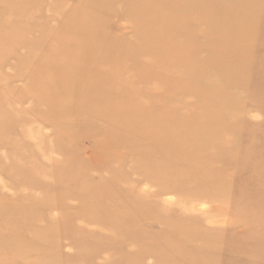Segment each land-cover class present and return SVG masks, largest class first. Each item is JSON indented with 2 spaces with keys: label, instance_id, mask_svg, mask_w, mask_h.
Listing matches in <instances>:
<instances>
[{
  "label": "rangeland",
  "instance_id": "rangeland-1",
  "mask_svg": "<svg viewBox=\"0 0 264 264\" xmlns=\"http://www.w3.org/2000/svg\"><path fill=\"white\" fill-rule=\"evenodd\" d=\"M229 1L228 4L227 1L217 4L218 17L227 14L232 16L228 20L233 22L238 17L240 21L234 25L240 34L245 33V38L235 39L233 30L221 31L200 16L191 19L199 14L190 12L184 2L176 5L177 14L164 13L168 15L166 18L175 20L178 16H188L180 18L177 37L179 42L186 40L189 47L184 60L166 67L163 72L182 77L184 74L175 70L194 63L202 73L197 80L202 79L194 81L188 77L181 85L185 88L169 89V104L163 102L155 85L142 87L139 83L136 86L139 96L148 103H141V109L137 110L123 109L126 125L120 134L125 142L124 149L132 146V152L125 155L128 163L137 154H146L145 149L152 148L155 140L149 137L142 143L132 131L148 134L158 130V121L168 120L170 124L167 123L158 134L163 142L170 140L165 133L173 138L176 131H189L197 126L183 123L204 120L202 126L206 128L215 124L220 133L216 136L204 134L200 140L219 143L206 151L209 156H217V160L205 165L204 173L219 172L216 182L223 188V194L212 203L205 198L199 199L191 208L192 205H184L168 193L164 198L172 200V205L166 209L174 211L184 205L194 215L193 219L201 221V218L213 217L211 223L217 221L220 225H204L203 222L201 225L207 231H217L236 239L232 248L223 246L227 242L226 236L219 239V250L213 252L215 262L264 264V0ZM125 6L124 0H0V115L5 114V124L0 126V264H123L118 247H122L124 253L129 252L125 254L135 256V248L125 247L120 235L109 229L112 226L104 228L97 222L72 219L84 207L80 200L69 197L66 192L60 195L71 187L69 182H59L60 174L69 168L79 170V166H86L80 171L86 178L81 176L76 179L77 183L84 185L90 179L98 187L111 182L118 184L119 173L110 176L108 171H118L121 165L116 162L108 165V159L123 151L104 152L96 143L105 138L97 132L100 123L72 117L67 124L62 113H57L52 106L54 102L35 107L32 101L34 95L59 84L54 75L45 81L39 75L52 71L63 57L75 56L76 50L71 52L68 48L77 46L89 59V68L94 72L114 69L104 60L108 56L105 52L108 39L114 41L111 49L122 42V48L138 51V56H142L138 61L143 55L153 53L145 29L141 27L140 35L136 37L135 26L142 24L139 16L143 12L136 14ZM166 18L155 17L161 33L169 32ZM4 36L28 46L24 43L15 49L9 48L2 42ZM66 42L69 43L64 44ZM60 46L61 56L49 52ZM65 50L70 52L64 54ZM172 54L178 56V49L173 48ZM135 64L127 60L118 71L123 72L126 67L125 72L112 79L110 84L131 83V68ZM154 68L160 71L158 65ZM210 80L214 81L209 83ZM133 95L130 96L132 101L138 99L136 94ZM61 104L69 110L77 109L78 105L70 98ZM127 118L132 122H127ZM60 129H67V133L77 131L76 135L84 132L87 136L75 140L72 132L71 138L60 141L63 138L58 140L56 137ZM195 137L198 136L187 140ZM171 142L177 147H192L181 138ZM177 158L175 156L174 160ZM196 162L190 158L185 163ZM91 163L101 167L100 173L89 167L90 170L86 169ZM121 170L128 177L135 176L128 173L127 167ZM140 170L144 172L147 167ZM140 188L148 192L154 190L150 183L140 184ZM46 205L52 206L44 207ZM198 208H202L199 209L202 212ZM219 209L222 212L218 215ZM14 214L24 217L16 219ZM125 214H134V211L127 209ZM154 217L159 218L156 213ZM62 219L71 220L70 224L62 223ZM143 229L155 234L166 228L144 225ZM50 234L54 235L49 239L50 243L42 242V238ZM151 242L161 243L154 239L142 240V248ZM150 259H144V264H160Z\"/></svg>",
  "mask_w": 264,
  "mask_h": 264
},
{
  "label": "bare ground",
  "instance_id": "bare-ground-1",
  "mask_svg": "<svg viewBox=\"0 0 264 264\" xmlns=\"http://www.w3.org/2000/svg\"><path fill=\"white\" fill-rule=\"evenodd\" d=\"M220 1H227L225 2L226 4L230 2L229 0H124L125 7L129 10L136 12V14L138 11L143 12L142 16H139L142 24L137 23L135 32L136 37H139L142 28L146 30L147 40L153 45V53L151 55H143L142 60L138 61L142 57L138 56V51H132L131 48H122L120 46L122 42H119L114 49H111L110 45L114 41L108 39L106 43L108 42L109 44L105 49L108 56L103 57L105 61L113 65L114 69L107 71H104V69L96 72L91 71L89 68V59L85 58L79 48L75 46L73 49L68 48L71 52L72 50H76L75 56L69 58L63 57L52 71H45L39 75V78L41 77L43 81L47 80L50 75H54V78H56L59 84L47 91H41L42 93L34 95L32 98L34 106L39 107L43 104L49 105V102H54L55 105L52 106L56 108L57 113H62L61 115L65 118L67 124L70 123L72 117L85 118L100 123L97 132L103 134L105 138L96 143L104 149V152L112 149L114 151L115 149L123 151V153H115L112 155L108 159V165L116 162L119 166L121 165V169L124 167L126 169L127 167L128 173H131V175L132 173L135 174L134 177H128L121 169L118 171L109 169L110 176L115 172L119 173V182L118 184L117 182H111L101 187L94 186L90 179H87L84 185L77 183L76 179L81 178V176L86 178L85 174H81L80 172L86 166H79V170L69 168V170H66L67 172L59 176V182H69L71 185L70 189L60 193V195L66 192L65 194L69 197L80 200V205L84 207L72 219H80L85 221V223L97 222L104 228L112 226L109 229L112 233L114 232L120 235V241L125 247L135 248L133 250L136 251L135 256H130L125 254L129 252L124 253L122 247L119 245L121 248L118 247V250L120 256L123 258V264H144L143 261L146 258H151L150 261L159 262L160 264H219L215 262L213 256V252L219 250L217 247L218 243H220L219 239H223L226 236L224 238L227 239V242L223 246L227 248H232L235 245L234 241L236 239H232L230 235H222L217 231H207L201 225L202 222L204 225H220V222L216 223L217 221H215L214 224L211 223L214 221L213 217L201 218V221L193 219L192 217L194 215L184 206L192 205L202 198L212 203L223 194V188L216 182L219 178V172L216 171L212 175L204 173V166L210 164L215 159L217 160V156H209L206 151L210 150L209 148L218 146L217 144L219 143L215 144L210 140H200V137L204 134L216 136L220 133L219 128L215 124L211 128H206L202 126L204 120L189 124L183 123V125L195 126L197 124V126L189 131H182L180 129L181 131H176V135L173 138L165 133V136L170 140H164L163 142L160 140L158 134L160 129L164 130L166 128L167 123L170 124L168 120L162 119L158 121V130L148 134L141 133V131L137 130L132 131L133 134H137L142 143L147 141L149 137H153L155 140L152 141V148L145 149L146 154L141 155L139 153L128 163L125 161V155H129L132 152V146L124 149L125 142L120 134L126 125L123 123L125 120V117L123 118L122 115L123 109L125 107H132V109L137 110L141 109V103H148L144 102L143 98L139 96L136 88L139 83L142 84V87H145L146 84L155 85L160 90L159 94L164 99L163 102H168L170 101L169 89L185 88L181 87V85L188 77L191 80L194 79V81H200L199 79H202L199 78L197 80L199 76L202 77V73L194 63L189 65V67L175 70L183 73L184 75L182 77H175L163 72L166 67L174 66L177 62L184 60L189 47V45H186V40L179 42L177 37L180 18H187L188 16H178L176 20L179 21L177 22L174 18H166L168 15H165V12L177 14L176 5L184 2L187 3L188 6L186 5V7L190 12L199 14L192 16L191 19L200 16L203 21H207L208 24L221 31L233 30V37L235 39L245 38V33L240 34L234 25L239 23L240 20H238V17L237 19L235 18L234 22L228 20V17L232 16H228L227 14L226 17H218L219 11L216 6ZM155 17L166 18L169 29L168 33H164V31L161 33L162 29L156 27L157 20ZM242 31L245 32V30ZM2 42L7 43L9 48L13 49L18 46H23L25 43L22 41H11L5 36ZM67 43L69 42L64 44ZM25 45L28 46L26 43ZM173 48L179 51L176 57L172 54ZM61 49L62 46L58 50L55 49L49 52L59 57L61 56ZM70 50H65L63 53L67 54ZM11 54L15 55L13 52ZM64 54L63 56H65ZM127 60L136 62L134 67L131 68L133 73L131 83L124 81L120 86L110 84L112 79L125 72L126 67L123 72L118 71L124 67ZM155 65L160 67V71L154 68ZM213 81L210 80L209 83ZM133 94H136L138 98L135 101L130 99V96ZM69 98L78 104L77 109L69 110L68 107L62 106L61 103ZM160 107L162 108V106ZM126 120L127 122H132L129 118ZM4 121L5 114L2 112V115H0V126L5 124ZM62 130L60 129L56 136L58 140L61 137L63 138L60 141H64V138H71L72 132L75 135V140L82 136H87L84 132L76 135L77 131L67 133V129ZM193 136L198 137H195L193 140H187L193 138ZM179 138L190 143L192 147L174 146L171 141ZM228 153L231 154V152ZM175 156L178 157L176 160H174ZM190 158H194L197 162L192 165L186 164V160ZM91 164L86 169L100 173L101 167L98 164ZM143 166L147 167V170L144 172L140 170ZM67 167L70 166L67 165ZM145 183L152 184L154 190L153 188V191L151 190L152 192L141 188L139 190V185L141 184L142 186ZM168 193L172 194L178 202L184 204L183 207L175 208L174 211H170L169 208L166 209V206L169 207L172 205V200H165L164 198ZM112 203L117 205H111ZM199 205L200 207L204 206ZM49 206L52 205H46L44 207ZM113 206H117L118 208H111ZM191 208H193V205ZM127 209L133 210L134 214H125V210ZM203 209L201 208L200 210ZM209 212L215 215L211 210ZM221 212L222 210L220 209L216 211L218 215ZM154 213L159 218L154 217ZM13 216L16 219H20L21 216L24 217L23 214H14ZM70 221L62 219V223L64 224H70ZM144 225H148L149 227L164 226L166 229L164 232L161 231L160 233L151 234L143 229ZM54 235H45L42 238V242L50 243L49 239H53ZM179 238L180 240H176ZM147 239L160 240L161 243L151 242L142 248L141 241ZM153 253L156 254L149 256V254Z\"/></svg>",
  "mask_w": 264,
  "mask_h": 264
}]
</instances>
